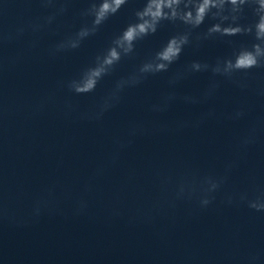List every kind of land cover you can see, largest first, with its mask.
Masks as SVG:
<instances>
[{
    "label": "clouds",
    "instance_id": "obj_1",
    "mask_svg": "<svg viewBox=\"0 0 264 264\" xmlns=\"http://www.w3.org/2000/svg\"><path fill=\"white\" fill-rule=\"evenodd\" d=\"M43 3L46 7L52 6L54 0H43ZM127 3L128 0H90L89 6L82 12L83 16L91 18L90 23L83 24L76 33L59 43L55 51L78 48L84 39L94 35L109 17L117 14ZM246 9L251 10L255 17L254 22L248 24L241 22ZM65 10V7L61 6L58 13H63ZM134 15L135 22L129 23L112 40L111 45L95 57L94 63L83 69L79 77L67 82L69 90L76 94L93 92L99 81L108 75L123 57L134 52L137 41L154 35L164 22L179 23L184 26V30L173 34L158 51L140 65L137 72L117 82L114 91L100 106V111L96 114L97 119L119 99V93L126 86L139 84L148 75L168 71L169 67L180 58L184 48L192 43L195 30L199 29L206 20H212L214 23H211L206 31L196 32V41L250 35L255 42L251 46L234 49L230 56L217 59L214 65L193 61L188 67L190 72L210 69L214 75L232 78L235 73L264 67V0H144L143 6L137 9ZM53 19V16L47 18L49 23ZM241 115L242 112H237L235 118ZM251 142V135L243 140L244 144ZM230 169L231 165H228L226 171ZM225 179L226 176H206L200 181L202 207L212 203L215 199L213 194ZM196 191L195 182L185 179L178 186L176 197L191 198ZM233 200V196L227 198L230 204ZM239 201L256 211H264V191L253 198H249L248 193H240Z\"/></svg>",
    "mask_w": 264,
    "mask_h": 264
}]
</instances>
